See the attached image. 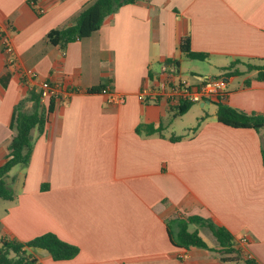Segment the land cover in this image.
Returning a JSON list of instances; mask_svg holds the SVG:
<instances>
[{
    "label": "crops",
    "instance_id": "0c3cea01",
    "mask_svg": "<svg viewBox=\"0 0 264 264\" xmlns=\"http://www.w3.org/2000/svg\"><path fill=\"white\" fill-rule=\"evenodd\" d=\"M89 1L0 0V33L8 30L15 55L8 65L0 41V164L16 102L41 81L60 88L43 132L31 130L28 165L7 174L14 197L0 200V239L51 233L78 248L66 261L34 250L38 264H234L209 250L172 246L166 222L180 213L207 219L235 240L247 236L244 252L264 264V128L217 122L216 102L192 103L176 116L177 106L141 98L176 61L177 80L220 78L221 104L264 115V81L245 65L264 64V0H137L90 37L52 46L47 33L67 26ZM181 37L210 65L188 81L177 75ZM98 86L104 89L87 92ZM112 94L124 102L109 104ZM189 113L196 124L177 134L174 120ZM195 228L204 241L210 235Z\"/></svg>",
    "mask_w": 264,
    "mask_h": 264
},
{
    "label": "trees",
    "instance_id": "16d2710c",
    "mask_svg": "<svg viewBox=\"0 0 264 264\" xmlns=\"http://www.w3.org/2000/svg\"><path fill=\"white\" fill-rule=\"evenodd\" d=\"M137 0H90L86 3L71 22L60 29H55L47 33L46 38L52 46L64 49L68 44L81 41L94 34L102 25L104 20L115 13L119 8L127 4H133ZM179 52L190 60H201V55L191 52L189 49V38L181 37L178 45ZM174 67L177 62L172 61ZM232 62L225 70L234 67ZM248 70L256 72V80L264 81V64H245ZM237 70L232 71V75H240ZM103 86L87 89L88 93L102 91ZM190 104L177 106L176 116H180ZM216 121L231 128H247L259 131L264 128V115L246 114L240 110L215 103ZM54 100L49 98L48 104L42 103L40 91L30 89L26 97L16 102L10 119V129L13 132L11 139L6 146V154L0 164V200H13V192L7 186L6 177L9 171L15 166H27L32 152L31 130L36 129L41 133L47 123L49 114L52 113ZM147 131L158 132L160 129H153L145 126ZM262 164H264V152H262ZM167 224V235L169 241L175 248L189 249L199 248L222 254L223 261L234 264H258L252 255L244 252L245 247H241L233 235L225 228L215 225L207 219L198 216H185L175 213L171 216ZM198 226L207 229L213 237L216 248L207 246L203 238L199 235ZM46 251L54 261H66L72 259L78 251L74 245L68 244L58 239L51 233L37 236L31 240L21 242L13 239H0V264H38L34 250Z\"/></svg>",
    "mask_w": 264,
    "mask_h": 264
},
{
    "label": "built area",
    "instance_id": "2783aa9c",
    "mask_svg": "<svg viewBox=\"0 0 264 264\" xmlns=\"http://www.w3.org/2000/svg\"><path fill=\"white\" fill-rule=\"evenodd\" d=\"M35 2H31V6H35ZM37 12L42 14L45 12L43 8H38ZM7 31H1L0 41L3 52L7 55L6 63L12 65L15 62L14 49ZM161 77L156 84H148L141 90V98L146 102L152 103H168L174 106L181 104L217 102L223 97L225 91V82L220 78H208L199 81L195 85H189L176 79L173 66H164L161 70ZM40 91L43 98H54L60 88L51 85L48 81H41L37 90ZM107 102L109 104H121L124 102L123 96L112 94L108 95ZM241 247H246L248 237L243 235L238 238Z\"/></svg>",
    "mask_w": 264,
    "mask_h": 264
},
{
    "label": "rangeland",
    "instance_id": "374dc122",
    "mask_svg": "<svg viewBox=\"0 0 264 264\" xmlns=\"http://www.w3.org/2000/svg\"><path fill=\"white\" fill-rule=\"evenodd\" d=\"M208 60H204V61H197V60H190L187 59L185 57H182L181 60V66H180V72L177 74L178 77L184 81H188L191 78L192 73H194L195 71L200 73L202 71H207L210 69V65L207 64ZM213 73H215V71L213 70ZM208 109H205V111L207 112H211V110L214 108L213 105H210L207 107ZM195 114L194 113H189L186 114L183 117L180 118H176V120H174L171 129H174L176 131L177 134L181 133V129L183 128H189V127H194V125L196 124V118H195ZM171 129L168 131L170 132ZM188 130H183V133H186ZM208 233V232H205ZM205 241L208 243V239L206 236H209L208 234L203 235Z\"/></svg>",
    "mask_w": 264,
    "mask_h": 264
}]
</instances>
